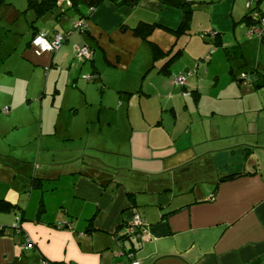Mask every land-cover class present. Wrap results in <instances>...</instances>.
<instances>
[{"label": "crops", "instance_id": "crops-1", "mask_svg": "<svg viewBox=\"0 0 264 264\" xmlns=\"http://www.w3.org/2000/svg\"><path fill=\"white\" fill-rule=\"evenodd\" d=\"M187 1L196 6L190 36L180 38L163 27L176 30L182 12L160 0H140L133 8L105 1L82 21L56 9L36 21L41 26L32 28L17 52L24 63L19 65L31 71L24 75L27 92L14 99V113L0 115L6 119L0 120V136L19 130L14 121L19 109L27 112L32 129L31 105L40 99L39 90L28 95L32 75L45 77L43 70L53 67L81 72L86 60L76 54L83 45L92 55L86 71L118 94L105 107L126 110L131 129L125 138L103 135L113 122L99 114L86 126L87 136H73V123L64 125L65 139L83 138V145L60 151L56 159L41 157V140L26 157L12 152L13 143L10 150L0 149V227L5 228L0 264H264V84L257 81L264 73L258 68L237 75L230 63L243 58L241 32L252 37L237 0ZM254 8L264 16V0ZM78 22H84V31L74 28ZM139 23L160 25L148 40L163 53L171 56L182 48L168 75L157 72L168 57L149 70V47L131 31ZM41 34L49 40L59 34L64 42L56 52L38 56L31 42ZM187 73L183 86L174 85L175 77ZM221 79L230 94L215 86ZM152 98L158 100L156 109L147 105ZM37 135L31 132L25 142L35 143ZM66 151L79 155L64 156ZM97 154L110 157L98 160ZM202 174L204 187L184 186ZM161 194L168 196L164 205L157 202ZM3 204L13 208L2 209ZM135 214L144 221L140 237L125 230ZM20 215L21 229L13 230Z\"/></svg>", "mask_w": 264, "mask_h": 264}, {"label": "rangeland", "instance_id": "rangeland-1", "mask_svg": "<svg viewBox=\"0 0 264 264\" xmlns=\"http://www.w3.org/2000/svg\"><path fill=\"white\" fill-rule=\"evenodd\" d=\"M65 2L66 1L63 0V3ZM246 2L247 0H237V6L242 12V15H246L249 12ZM60 6L65 8L62 4ZM195 6L196 5H194L193 8H195ZM26 7L27 0H8V4L0 5V74L2 75V73H4V76L0 75V115L4 116H9L14 113L12 112L14 108L13 103L16 104L17 102L15 100L20 101L22 100L23 95L25 96L28 83L24 80V75L31 73V71L28 72L19 65V63H24L17 55L19 47L25 45V42L31 36L32 32V28L29 27L28 22L31 21L30 19L33 15L31 11L23 14ZM197 10L198 9H196V11ZM195 15H198L197 12ZM35 26L40 27L41 20L36 22ZM245 32V30L241 32L239 39V43L242 45L241 50L244 53L243 58L238 65H235L238 63L235 59H232L230 62L233 64L234 70L237 71L235 74L240 75V73L243 72L251 75V68H259L260 73H264V40L258 36L246 37ZM205 37L207 38V36ZM225 38L227 41L232 42L233 40L232 36L227 35ZM83 65L84 69L81 72L77 71V74L75 73L74 75L72 72L69 74L68 67L57 69L53 67L43 70V75L46 74L47 79L46 75L45 77L40 74L38 75V72H36L35 75H32V80L29 84L30 87L28 88V95L30 96L32 93L37 94L38 90L40 92H38L37 95L40 98L39 101H36L31 105L34 110L32 129H28L31 125V120L27 117V112L18 108L19 111L15 115L14 121L19 124V130L7 136L3 135L4 137L0 136L1 150H10L9 145L13 143L17 148H14L12 152H14V154L17 153L19 158L26 157L28 153L29 155L34 152L36 153L38 142L41 140V157L56 159L62 156L60 151H65L66 149L70 150L73 147L76 148L78 145H83V138L72 137L71 140L65 139L62 133L64 125L68 122L73 123L75 126L73 136H79L80 134L82 136H87L86 126L93 125L90 120L97 119L99 114L101 119H104V116H106V119H111L113 122L112 126L103 127V135H107V133H115L122 138L129 135L131 126L126 110H115L112 112L105 107L107 102H109V100L112 102L114 97L118 94L111 90L112 88L109 87L110 85L108 86L109 88H103L99 79L92 82H85L83 76L91 75L86 71H91V64L89 61H84L79 67H82ZM6 71H9L10 75H6ZM221 75H219V77ZM239 80H241L240 76ZM219 83H221V85H217ZM241 83L246 85L245 83L248 84L249 81H243ZM109 84L115 85L114 79H112V81L110 79ZM217 84H215L216 87L219 89L224 88L223 92L230 94L228 87L229 83H227L226 80L221 79ZM128 88H130V85ZM133 88H139V85L135 87L133 85ZM7 95L12 98V102H10L8 98H5ZM147 105L151 107L153 106V109H156L158 106L157 98H152L147 102ZM6 109H9V112H7ZM133 110L138 111L139 106L135 104ZM41 111H43L42 117ZM106 111L108 112L104 114ZM139 117L140 115L138 114V119H140ZM4 119L5 118L0 117L1 122L6 120ZM40 121L43 122L42 135L40 132ZM56 125L58 127L60 126V130ZM94 125L97 127L98 124L94 123ZM31 132L38 133L35 139L36 141L31 144L26 143V138ZM23 142L27 145L22 146L21 144ZM66 152L68 153H64V156L72 155L74 158L79 155L70 151ZM97 156L98 160L110 157L108 154H97ZM75 166L80 167L82 166V163L75 164L73 167ZM213 172L214 171L210 172V175H212ZM204 176L205 174L193 177L190 180L185 181L184 186H187L188 190H193V188L196 187H204L206 185L203 181ZM175 190L177 191V188H175ZM11 227H13V225H11Z\"/></svg>", "mask_w": 264, "mask_h": 264}, {"label": "trees", "instance_id": "trees-1", "mask_svg": "<svg viewBox=\"0 0 264 264\" xmlns=\"http://www.w3.org/2000/svg\"><path fill=\"white\" fill-rule=\"evenodd\" d=\"M60 1L61 0H27V7L23 11V14H25L28 11H31L35 15V18L32 21L28 22L29 26L31 28H36L35 23L40 17H42L43 15L47 13L54 12L58 8L60 9V15L70 13L71 15H74V16L77 15L80 18L79 21H82V20H87L89 18L90 12L97 9L105 1H110L118 7L124 6V7L133 8L137 6L140 0H64L67 2V5L65 6V8H62L59 5ZM160 2L166 6L177 8L182 12V20H181L179 27L176 30H169L164 27L163 29L174 34L177 38H180L181 36H190V32H189L190 21H191V16L193 13L192 4L187 0H160ZM4 4H8V0H0V5H4ZM253 10H257V9L253 8ZM258 13L260 17L263 16L261 15L259 11ZM249 14L250 12H248V14L244 16V21L247 22L246 23L247 26H251L255 22L257 23V21H254L250 18ZM157 27L159 28L160 25L139 23L131 31L135 36L139 37L142 41H144L149 47V50L151 53V67L149 70L156 68L157 67L156 64L159 63V61L164 60L166 57H168L165 59V61H163L164 63L157 70V72L162 75H168L170 72V64L180 57L182 53V48H178L177 51L171 56H170V53L169 54L163 53L156 44L148 40V37L150 36L152 31ZM220 45H221V37H220V34L217 33L215 34V37H214V46L218 47ZM255 72H256L255 69L251 70V73H255ZM96 79L92 81H95ZM257 81H261L262 84H264V79L261 80V77H259ZM10 207L13 208L9 204L2 205V209L4 208L9 209ZM15 208H18V207H15ZM21 220H22V217L20 215L17 219L18 229H21L19 227ZM12 229L16 230L14 229V227H12ZM4 232H5V228L0 227V235H3ZM51 264H55V263H51Z\"/></svg>", "mask_w": 264, "mask_h": 264}, {"label": "built area", "instance_id": "built-area-1", "mask_svg": "<svg viewBox=\"0 0 264 264\" xmlns=\"http://www.w3.org/2000/svg\"><path fill=\"white\" fill-rule=\"evenodd\" d=\"M261 0H247L246 6L248 7V10L250 12V18L255 22L248 28V36H258V37H264V16L260 17L259 13L257 10H253L255 7L256 3H258ZM74 28L78 31L84 30L85 24L84 22H78L75 24ZM203 36H208V34H204ZM64 42V37L57 34L53 37V39L49 40L47 39V36L44 34L38 35L32 40V46L35 49V54L36 55H41L43 53H53L56 52L62 43ZM76 56L79 59L82 60H90L92 55H91V50L89 47L83 45L81 46L78 51ZM190 75V73L187 74H182L174 79V85L176 86H183L186 82V78ZM97 77L95 75H87L84 76V79L86 81H92L96 79ZM242 78H246L245 74H242ZM14 229L18 230V221H15L13 224ZM144 228V221L142 219V215L140 214H135L133 216L132 221L126 226L125 230L127 234H133L136 235L137 237L141 236V233L143 232ZM26 246L27 248H32L31 242L26 239ZM42 264H51L50 262L42 260ZM137 264V263H134Z\"/></svg>", "mask_w": 264, "mask_h": 264}, {"label": "water", "instance_id": "water-1", "mask_svg": "<svg viewBox=\"0 0 264 264\" xmlns=\"http://www.w3.org/2000/svg\"><path fill=\"white\" fill-rule=\"evenodd\" d=\"M157 202H158L159 205H164L165 203H167L168 202L167 194L159 195Z\"/></svg>", "mask_w": 264, "mask_h": 264}, {"label": "clouds", "instance_id": "clouds-1", "mask_svg": "<svg viewBox=\"0 0 264 264\" xmlns=\"http://www.w3.org/2000/svg\"><path fill=\"white\" fill-rule=\"evenodd\" d=\"M35 38V37H34Z\"/></svg>", "mask_w": 264, "mask_h": 264}]
</instances>
